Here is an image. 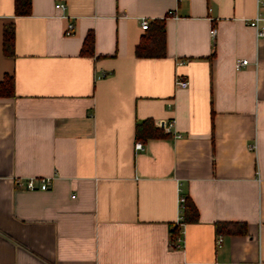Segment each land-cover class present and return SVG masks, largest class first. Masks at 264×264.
Segmentation results:
<instances>
[{
  "label": "crops",
  "instance_id": "0c3cea01",
  "mask_svg": "<svg viewBox=\"0 0 264 264\" xmlns=\"http://www.w3.org/2000/svg\"><path fill=\"white\" fill-rule=\"evenodd\" d=\"M257 12V0H31L18 16L0 0V81L14 78L0 97V264H264V38L246 22ZM156 18L165 55L137 57L140 22ZM145 119L164 135L136 140ZM29 177L51 185L16 186ZM180 196L197 218L184 216L175 248Z\"/></svg>",
  "mask_w": 264,
  "mask_h": 264
},
{
  "label": "trees",
  "instance_id": "16d2710c",
  "mask_svg": "<svg viewBox=\"0 0 264 264\" xmlns=\"http://www.w3.org/2000/svg\"><path fill=\"white\" fill-rule=\"evenodd\" d=\"M31 11V0H14V14L18 16L29 15ZM144 34L140 37L138 44L135 47V55L140 58L164 57L165 47V23L164 18H156L149 22ZM94 37L89 32L83 42L81 48L82 55H93ZM2 51L7 56L14 55V26L7 24L3 28L2 34ZM14 94V78L12 75H5L0 81V97H8ZM160 128V127H159ZM135 139L145 141L154 137H161L164 134L154 126L151 119H145L137 122L135 125ZM183 222L184 216L186 220H195L197 218V210L193 203L189 200L184 202L182 211ZM238 224L232 223H217L218 231L224 230L228 233L243 232V228H234ZM175 232V229L173 230Z\"/></svg>",
  "mask_w": 264,
  "mask_h": 264
},
{
  "label": "built area",
  "instance_id": "2783aa9c",
  "mask_svg": "<svg viewBox=\"0 0 264 264\" xmlns=\"http://www.w3.org/2000/svg\"><path fill=\"white\" fill-rule=\"evenodd\" d=\"M258 6H262L264 4V0H257ZM55 8L64 11L66 9V5L63 2H56ZM247 24L251 26L255 30V34L257 38H264V13L257 12L255 16L252 18H249L246 20ZM140 26L143 30H145L148 26V21L146 19H142L140 22ZM74 30V24L71 21H68L66 25L65 34L69 35ZM210 34L212 37L216 35V27L212 26L210 29ZM182 63L181 61L178 62V64ZM248 63L247 59H237L234 63V67L236 70L240 69L241 67L245 66ZM105 74H102L100 76H104ZM174 84L177 88H186L189 85V82L186 78L180 75H176ZM156 125L160 127L165 132H171L173 121H157ZM175 137H178L179 134H174ZM135 147L137 149H140L142 147V144L140 142L135 143ZM51 179L49 177H29L25 179L17 178L15 183L16 186L26 189V190H47L49 189L51 185ZM184 202L185 197L180 196L179 198V204H180V217L178 218L177 222L175 223L172 234L170 236V245L175 248H182V238L180 235V229L182 228L184 222H183V216L182 211L184 208ZM175 231H179L178 233H174ZM219 241L221 238L218 239Z\"/></svg>",
  "mask_w": 264,
  "mask_h": 264
}]
</instances>
